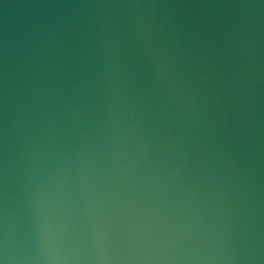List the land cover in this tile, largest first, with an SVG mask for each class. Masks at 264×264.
Returning <instances> with one entry per match:
<instances>
[{"label": "water", "instance_id": "95a60500", "mask_svg": "<svg viewBox=\"0 0 264 264\" xmlns=\"http://www.w3.org/2000/svg\"><path fill=\"white\" fill-rule=\"evenodd\" d=\"M0 264H264V0H0Z\"/></svg>", "mask_w": 264, "mask_h": 264}]
</instances>
